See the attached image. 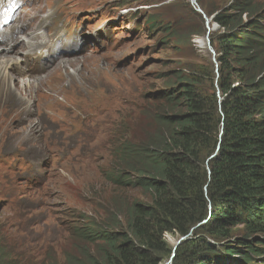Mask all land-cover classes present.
Segmentation results:
<instances>
[{
	"label": "trees",
	"instance_id": "16d2710c",
	"mask_svg": "<svg viewBox=\"0 0 264 264\" xmlns=\"http://www.w3.org/2000/svg\"><path fill=\"white\" fill-rule=\"evenodd\" d=\"M195 2L218 26L214 62L175 69L120 119L104 174L118 195L76 227L64 264H162L167 234L186 237L171 264H264V0ZM195 15L174 42L205 36ZM0 264L34 262L0 230Z\"/></svg>",
	"mask_w": 264,
	"mask_h": 264
},
{
	"label": "rangeland",
	"instance_id": "374dc122",
	"mask_svg": "<svg viewBox=\"0 0 264 264\" xmlns=\"http://www.w3.org/2000/svg\"><path fill=\"white\" fill-rule=\"evenodd\" d=\"M70 2L66 11L74 16L65 19L80 30L83 50L31 80L25 89L31 102L23 100L28 112L13 106L17 78L28 75L8 74L16 79L13 90H0V230L34 264L53 255L64 264L76 227L101 222L102 212L112 209L118 194L104 174L120 119L142 106L169 73L210 54L200 45L204 37L181 45L172 38L171 31L198 24L190 0ZM33 3L29 8L28 0L21 18L45 15L46 6L38 15ZM209 27L210 33L218 29ZM178 239L165 235L170 247Z\"/></svg>",
	"mask_w": 264,
	"mask_h": 264
},
{
	"label": "bare ground",
	"instance_id": "6f19581e",
	"mask_svg": "<svg viewBox=\"0 0 264 264\" xmlns=\"http://www.w3.org/2000/svg\"><path fill=\"white\" fill-rule=\"evenodd\" d=\"M2 0H0L1 2ZM36 4V12L38 15H40V5H45L47 8V18L50 19L52 18L58 11H63L66 0H34ZM35 23L32 24V27L30 28L29 32L31 33H21L24 35L23 39L16 38L14 40L13 44L9 47H4L3 45H0V90H7V94H10L11 91L13 90L12 88V81L16 80L15 77H10L8 74L12 76V74L15 75H20L26 74L28 77H22V78H17L18 81L20 82V87L21 89L19 91H16L19 93L13 103L14 107L17 106H27L26 111H29V104H25V101L30 103V100H26L27 93L25 89H27L30 86L31 80L33 81H38L42 77L40 75H32L28 72V67L26 65V61L23 59V56L21 55V50L25 51L23 55H30L34 53L36 50H43L44 47H40L43 41V35L41 34H36L35 32H32L34 29ZM7 29V27H5ZM33 28V29H32ZM11 29V28H9ZM19 30L24 31V28L19 27L17 31H12V34L17 33ZM200 45L202 47H206V41L204 38V42H200ZM24 47V49H22ZM70 62L69 60L64 61V59L60 62H58L55 66H52L49 70H47L46 73L51 71L52 69L61 66L62 64H66ZM33 76V77H32ZM43 76V75H41ZM26 79V80H24ZM23 80V81H22ZM12 84V85H11ZM18 86V87H19ZM19 87V88H20ZM15 91V87H14ZM23 91L25 93H23ZM6 92V91H5ZM12 96V95H11ZM19 108V107H17ZM22 109V108H20ZM24 111V110H23ZM25 111V112H26ZM23 113V112H22Z\"/></svg>",
	"mask_w": 264,
	"mask_h": 264
},
{
	"label": "water",
	"instance_id": "95a60500",
	"mask_svg": "<svg viewBox=\"0 0 264 264\" xmlns=\"http://www.w3.org/2000/svg\"><path fill=\"white\" fill-rule=\"evenodd\" d=\"M190 3H191V5H192V7H193V10H194L197 14H199V15L203 18V20H204L205 27H206V29H207L206 35H205V37H204V38H205V41H206V48L208 49L209 53L212 54V56H214V52H213V50H212V48H211V46H210V39H209V33H210V30H211V29L209 28V23H210L211 19H207V18L204 16V14L202 13V11L196 6L194 0H190ZM213 61H214V59H213ZM214 156H215V154L212 155L208 160H211L212 158H214ZM208 160H207V161H208ZM185 239H186V237H180V238L177 240V242L175 243V245H174L173 248H172L171 256H170V258H169V260L167 261L166 264H171V261H172V259L174 258V253H175V251H176L177 246H178L182 241H184Z\"/></svg>",
	"mask_w": 264,
	"mask_h": 264
},
{
	"label": "clouds",
	"instance_id": "9594fccd",
	"mask_svg": "<svg viewBox=\"0 0 264 264\" xmlns=\"http://www.w3.org/2000/svg\"><path fill=\"white\" fill-rule=\"evenodd\" d=\"M217 26V25H216ZM218 27V26H217ZM206 28V27H205ZM210 28V27H209ZM206 32H207V29H206ZM206 35V34H205ZM205 37V36H204Z\"/></svg>",
	"mask_w": 264,
	"mask_h": 264
}]
</instances>
